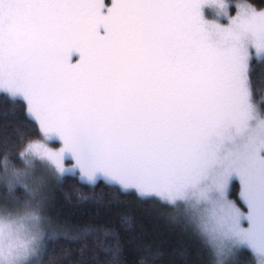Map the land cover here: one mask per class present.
<instances>
[{
    "label": "snow or ice",
    "instance_id": "snow-or-ice-1",
    "mask_svg": "<svg viewBox=\"0 0 264 264\" xmlns=\"http://www.w3.org/2000/svg\"><path fill=\"white\" fill-rule=\"evenodd\" d=\"M76 176L107 191L62 230ZM36 211L0 264H264V0H0V240Z\"/></svg>",
    "mask_w": 264,
    "mask_h": 264
},
{
    "label": "trees",
    "instance_id": "trees-1",
    "mask_svg": "<svg viewBox=\"0 0 264 264\" xmlns=\"http://www.w3.org/2000/svg\"><path fill=\"white\" fill-rule=\"evenodd\" d=\"M256 68L257 72H259V65H256ZM11 131V129L8 130L9 133ZM68 186L71 185L65 181L61 186L54 189L51 213L57 218L58 226L62 230L71 231L77 225H83L98 218L92 201L83 197L89 196L90 193L98 195L101 190L107 191V189L103 188L102 185L97 189L91 188L80 181L72 184L75 188L80 189V192H74V187ZM128 199L131 200L132 197ZM163 211L164 209L151 204H142L138 208V215L141 217L142 231L146 240L167 252L169 250L168 225L162 216ZM108 219L112 226H116L119 223V217L116 214H113ZM62 243L69 253L73 252V243L66 240L62 241ZM128 259L130 264H132L136 259V254L134 252L129 253Z\"/></svg>",
    "mask_w": 264,
    "mask_h": 264
},
{
    "label": "clouds",
    "instance_id": "clouds-1",
    "mask_svg": "<svg viewBox=\"0 0 264 264\" xmlns=\"http://www.w3.org/2000/svg\"><path fill=\"white\" fill-rule=\"evenodd\" d=\"M37 187H41L40 180L37 178ZM39 194V193H38ZM44 231V221L39 211L31 216L25 217L12 228L10 233L0 240L5 247L17 250H31L35 247Z\"/></svg>",
    "mask_w": 264,
    "mask_h": 264
},
{
    "label": "rangeland",
    "instance_id": "rangeland-1",
    "mask_svg": "<svg viewBox=\"0 0 264 264\" xmlns=\"http://www.w3.org/2000/svg\"><path fill=\"white\" fill-rule=\"evenodd\" d=\"M259 69H260V71L262 70L261 68H260V66H259ZM67 182H68V184L69 185H71V186H68V187H74V186H72V184L73 183H77V182H79L80 180H79V178H78V176H76V177H69L67 180H66ZM98 188V187H97ZM96 188V189H97ZM85 190H87L86 188H84ZM90 189V188H89ZM99 190V189H98ZM80 192L81 190L80 189H77V188H75L74 187V192Z\"/></svg>",
    "mask_w": 264,
    "mask_h": 264
}]
</instances>
